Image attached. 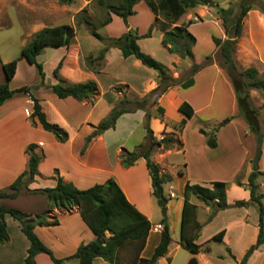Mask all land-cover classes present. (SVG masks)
Wrapping results in <instances>:
<instances>
[{
  "label": "crops",
  "instance_id": "crops-1",
  "mask_svg": "<svg viewBox=\"0 0 264 264\" xmlns=\"http://www.w3.org/2000/svg\"><path fill=\"white\" fill-rule=\"evenodd\" d=\"M0 1L2 2L3 0ZM237 1L238 0H209L212 5H218L225 8L235 5ZM260 3H264V0H256L254 2V7L245 15L242 24V31L236 43V49L234 52L235 57L239 60L243 68L254 67L257 69L258 73H262L264 71V13L258 8ZM133 8L135 11L137 9L151 11L144 0L137 2ZM192 14L194 16L201 17V20L196 22H201L203 25H209L210 28H212V31H209V35H214L215 37L221 39L226 38V34L216 12V8L211 5H200L192 10H189L179 18L175 25L187 23L188 16ZM114 16L115 15H112V20L114 19ZM131 16L127 19L128 26L123 27L121 25L117 34H111L112 37L119 36L126 32L128 27L135 29L136 31L141 28V32L138 33L140 35L146 32V26L140 27L133 21L134 17ZM205 17L209 18L207 22L203 20ZM113 21H115V19ZM193 23L195 22L193 21ZM189 29L190 26L187 27V30ZM154 33L157 34V38L161 43L162 33L156 28L152 30L151 36ZM150 37L140 38L138 40L139 45L142 47V40L149 39ZM76 41L75 36V43ZM76 44L77 46L74 47L71 46L72 44L67 47H57L61 49L62 52L53 57V61L54 64H56L55 67L59 61L62 62L58 70L60 78L67 80L68 82H84L87 80H94L98 85L97 74L106 72L110 69V66H112L114 62H118L122 68H128L129 71H123L124 73L121 72V74H118L114 83L109 86L110 90L112 86H115V84H126L127 87L134 91L137 90V86H140L141 89H138L140 90L139 94L143 95L156 86V72H153L150 70L151 68L144 66L134 56L124 58L120 50L115 47L109 48L106 52L104 65L101 71L94 72L88 69L83 60L84 53L82 52V48L78 42ZM76 47H78V49ZM162 47L166 49L163 45ZM45 48L37 56L38 62L39 58L44 55L43 53ZM166 51L170 55L168 56V61H165L164 63H166L167 67L171 70L173 77L177 78L181 73V71H176V65H181V67L187 70L189 69L192 62L190 59H182L178 55L170 53L167 49ZM216 52L217 48L214 46L210 55H213ZM73 60H76L77 69H70L69 67L66 68L67 65L65 62H72ZM4 62H6V60L0 59V83L6 81L2 70V63ZM125 64L127 65L124 66ZM22 67L23 64L19 59L15 75L8 81V86L10 89H17L21 86H29L32 88L29 89V92H16L13 96L6 99L0 106V190L8 187L13 180L24 169H26L29 158L26 148L30 143H35L37 144V147L34 151L41 153L42 159L38 165V174L35 176V180L28 184L29 189L53 187L56 184V180L54 178L55 169L65 181L71 182L80 189L88 188L96 183H103L109 178L115 179L127 199L151 222V229L140 253L141 257H150L151 255H144V251L148 247L149 243L152 242L150 250V253L152 254L155 246L158 244L161 230H154V226L160 223L162 216L158 218L155 223H152V201L153 199L155 200V198H153L152 195L151 178L146 166V161L143 157H140L129 167L122 166L119 161L120 152L123 149L130 151L137 144L143 142L145 133H142L141 137L136 136L130 140L122 139L118 134L119 125L126 119L139 118L143 125L145 112L143 110H136L134 112L123 113L117 119L114 128L108 129L98 135L88 144L84 151L81 152L85 142V137L89 134V132H69V139L67 141H57L52 133L43 129L36 117L31 120L29 113L32 111L33 106L29 104V100L31 99L30 96L40 100V104L46 113L47 119V110L49 108L54 115V122L67 129L70 125L72 127V124L77 127L90 120L89 116L91 111L98 106L102 99V92L100 91L99 86V95L97 100L93 103L88 100L78 101L72 97L58 98L51 91V89L47 87L48 85L57 82L58 79L56 77L53 82L47 83L43 81V86L40 85V78L29 85L25 81L19 82L17 80L19 71ZM66 72L67 74H65ZM210 73L213 77L209 85L211 93H215L216 84L218 83L217 81H219L224 91H227L229 95H231L234 88L227 71L223 66L217 64L214 60L211 64L207 65L194 75V84L191 87L196 86L201 77L206 74L209 75ZM87 76H90V79H84ZM182 88L183 87L179 85L173 86L157 99L158 105H161L164 108L165 121L173 124L179 122L182 118L186 119V123L182 131L179 133L177 132L178 137L182 141V148L165 149L161 152L156 151L151 155V159L159 165L161 172L169 174L171 180L173 179L174 173L170 171L173 163L167 161L169 157L173 155L180 156L182 154L183 160L186 161V163H184L186 171L184 172L182 169L179 170L182 172L181 176L183 178L181 198L175 201L169 199L167 203V223L169 231L172 224V217H175L180 223L183 205V187L186 181H189L190 183L208 185L212 181L222 180L220 177H211L210 175V172L212 171L210 168L212 167L210 166V156L214 152L215 148L221 145L224 140L227 143L229 139H227L226 136L234 139V143L237 142L238 139L239 142L242 143V140L245 137H247V139H252L246 122H243L240 119L231 120L226 123V125L221 126L217 131L218 136L216 147H209L207 144V136L201 133L199 128L202 127L203 130L207 131L206 126L204 125L205 123H209L208 121L210 119L205 117L202 118L198 115L199 112L210 107L213 97L211 100L209 98L203 101L201 105H195L197 104L195 103V98H190L188 96L189 89L186 91ZM40 89L45 91L42 95L39 93ZM47 91H51L53 96ZM112 92L114 95L111 102H109L108 111H110L113 105L116 104H114V102L119 98V94H117V92ZM59 100H70L77 106H87L88 109L85 116L77 123L69 122L71 119L69 118V115L56 105ZM165 101H169V103H171L177 110L178 116L176 121H170L166 118ZM183 101L188 102L193 108V115L191 117H185L180 111H178V106ZM233 103H235L234 99ZM151 112L154 114L155 109L154 111L151 110ZM196 118L200 124H192V121ZM98 122L99 121L95 120L91 123L96 125ZM233 126H235V128H231ZM150 127L157 139L161 138L163 133L173 131L172 127V130H169V125H165L164 121H161L155 116H152L150 119ZM254 152V146L245 149L236 166L234 168L230 167L229 170H227V172L229 171L230 173V177L228 179L229 184L226 190V199L229 207L216 212L213 218L209 221L206 217L211 211L210 206H207L199 199V203H195L196 219L202 226L196 240V243L201 245L200 250L197 253L192 254L196 257L197 264H225V262H227V258L233 259V264H238L245 251L256 241L258 233L257 207L254 204L242 207L233 206L236 200L249 199V190L244 186L237 185L235 183V178H237L241 170H243L240 180L243 184L247 182V176L252 170V166L251 164L249 165L246 163V159L251 160ZM199 153L204 158H202L200 161L201 163L196 166L199 171L201 169V176L199 174L198 178L197 175L195 176L194 173L191 172V167L192 163H195ZM181 160L182 158L180 157L179 162ZM257 166L260 172H264V138L262 140L261 156L258 160ZM179 171H177V173ZM178 175L180 176L179 173ZM259 184L261 190L262 185H264V180L259 182ZM261 191L263 192L264 190ZM166 193L169 195V198L176 197V194L170 189L169 191H166ZM170 193H173V196H170ZM25 198L36 199L37 201L36 203L28 205H15L16 208L30 213H39L46 208V202L42 194L29 193L24 188L20 190L19 195L16 198H0V205L11 207L8 205V201H17ZM53 212L57 213L58 224L52 226H35L34 232L38 238L51 249L56 258H66L74 254L80 244L88 243L95 238L94 233L83 221L77 208H74L71 212H63L55 208ZM5 221L8 232V240L4 243H0V264H23L24 258L27 254L29 241L21 232L20 225L17 220L11 218V216L7 214L5 216ZM173 222H175V220ZM207 231L209 232L206 233ZM220 231H223V234L219 242L225 245V253L218 252L215 249V245L210 244V240L213 235ZM247 232H250L248 236L246 235ZM170 235L172 237L171 232ZM177 238L178 239L174 241L175 248L181 247L179 234ZM206 245H208L207 250L204 249ZM165 255L169 256V260L171 262L172 259L170 258V251L167 250ZM162 257H160L156 263L160 262ZM35 264L55 263L46 253L41 252L35 256ZM62 264H79V262L76 259H70L64 261ZM93 264L109 263L101 257H96ZM246 264H264V243L253 251Z\"/></svg>",
  "mask_w": 264,
  "mask_h": 264
},
{
  "label": "trees",
  "instance_id": "trees-1",
  "mask_svg": "<svg viewBox=\"0 0 264 264\" xmlns=\"http://www.w3.org/2000/svg\"><path fill=\"white\" fill-rule=\"evenodd\" d=\"M61 5H70L74 0H56ZM140 0H97L98 4L106 9L105 17L99 24L94 25L90 17L86 14V9H80L76 15V25L85 23L91 26V34L104 42L103 46L96 54H86L83 57L85 66L99 72L103 66V60L109 48H118L124 58L134 56L144 66L154 69L157 72L156 86L141 96L132 98L125 95L113 105L109 113L103 117L92 131L85 137V142L81 152L88 144L104 131L114 128L117 119L127 112L143 110L145 112L143 127L146 131L144 141L137 144L132 150L123 149L119 154V161L122 166L129 167L134 162L143 157L151 178L152 195L160 208L162 218L160 224V240L155 246L150 257H141L140 253L145 245L146 238L151 229L150 220L141 213L126 197L118 183L113 178L107 179L103 183H96L88 188L80 189L71 182L65 181L57 170H54L56 184L53 187L29 189L28 184L35 180L38 174V165L42 159V154L35 152L37 144L30 143L26 152L29 155L27 167L24 169L8 186L7 191L0 190V198H16L21 189H26L29 193H40L44 196L46 208L39 213L25 212L13 207L0 205V243L8 240V232L5 216L9 214L17 220L21 232L29 241L27 254L23 264H35V256L38 253H46L55 264H62L66 260L76 259L79 264H93L96 257H101L109 264H123L119 260V252L128 244L133 246L132 264H155L157 260L164 256L171 242V235L167 223V203L169 195L166 193L165 184L171 180L169 174L161 172L159 165L151 159V155L158 150L182 148V141L177 132H181L186 119L182 118L179 122L171 124L173 131L166 132L157 139L150 127L152 116L169 123L164 119V108L158 105L157 99L169 88L179 85L183 88L189 87L194 83V75L201 69L211 64L214 60L213 55L206 56L205 60L197 64L193 59L192 48L195 44V37L187 30V26L193 21L175 25L179 18L200 5H211L216 8L221 25L225 31L226 38L213 37V42L219 52L223 67L232 82L236 101L238 104L239 115L243 116L251 131L257 134V147L255 156L252 159V170L247 176V182L243 184L240 179L235 178V183L244 186L249 190L248 200H236L233 206L242 207L254 204L258 210V233L256 241L245 251L238 264H246L249 256L264 243V191L260 190L258 177L263 172L258 170V160L261 156V144L264 132L260 131L257 112L249 106V91L251 89H264V78L258 76V71L254 67L238 69L233 54L236 43L242 31L243 19L247 12L254 7L256 0H238L235 5L220 7L212 5L209 0H144L155 15L153 24L147 32L139 35L132 28L116 37H103L97 33L98 27L109 24L112 15L122 18L128 26V17L134 14V5ZM259 10L264 13V3L259 4ZM156 28L162 33L161 44L173 54L180 58L190 59L191 66L187 71L186 77H173L169 68L144 52L138 40L141 37H150L152 30ZM75 26L62 23L54 26H44L31 36V38L20 49L19 58H23L29 64L35 65L38 69L41 81L44 85V71L37 56L45 47H67L75 37ZM19 58L2 63V70L6 81L0 83V106L3 102L13 96L16 92H29V86H21L17 89H10L8 81L15 75ZM61 61L53 70V75L58 79L57 82L48 85L51 91L58 98L72 97L78 101L88 100L93 103L99 92L98 85L94 80L84 82H68L59 77L58 70ZM116 92L125 93L126 84L113 86ZM33 100V109L30 118H37L44 130L54 135L57 141L64 142L69 139V132L63 126L47 119L46 113L40 104V100L30 96ZM155 108L152 114L151 109ZM185 117L193 115L191 105L183 101L178 106ZM224 123H219L212 133L203 130L199 131L207 136V144L210 147L216 146L214 132H217ZM182 174L181 171L178 172ZM228 183L224 181H212L208 185L190 183L186 181L183 187V205L180 218L179 239L180 244L191 253L195 254L200 250V244L196 243L201 230V224L196 219V204L190 201V196L194 195L201 202L210 206L208 220L210 221L219 210L229 207L226 199ZM77 208L81 218L94 233L95 238L88 243L78 246L74 254L66 258H56L51 249L45 245L35 234V226H52L58 224L55 208L63 212H71ZM223 231L213 235L212 239L221 240ZM208 249V245L204 247ZM185 264H197L195 256H191Z\"/></svg>",
  "mask_w": 264,
  "mask_h": 264
},
{
  "label": "rangeland",
  "instance_id": "rangeland-1",
  "mask_svg": "<svg viewBox=\"0 0 264 264\" xmlns=\"http://www.w3.org/2000/svg\"><path fill=\"white\" fill-rule=\"evenodd\" d=\"M82 8L86 9V14L90 17L94 25L99 24L100 21L106 15V9L103 6L99 5L97 0H74L73 3L70 5H61L56 0H3L0 3V59H4L6 60V62H8L12 59L19 58L20 49L31 38L33 33H35L44 26H54L62 23H67L75 26V32H76L75 36L77 40L76 43L77 42L79 43L84 55L89 53L96 54L103 46L104 42L95 38L91 34L90 32L91 26L85 23L76 25L75 15ZM150 12L151 11L148 10L145 11V10L137 9L134 12V14H132L131 16L134 17L133 21L137 23L140 27L146 26L145 27L146 32L148 31V29L150 28V26L152 25L155 19V15L152 12L151 13ZM194 17H196V19H194ZM113 18L115 19V21H113L114 20L113 19L108 25L103 27H98L96 29L97 33H99L103 37H112L111 34L112 33L117 34L121 25L123 27L126 26L121 17L115 15ZM208 19L209 18L205 17L203 20L207 22ZM188 20L195 22L192 23L191 25L190 24L188 25L190 26V29L188 31L192 33V35L196 39L195 44L192 48L193 59L197 64H200L205 60L206 56L211 54V51L215 46L213 42V37L215 36L209 35L210 33L209 31H212V28H210L209 25H203V23L201 22H196V21H200L201 17L194 16L192 14L188 16ZM133 31L140 33L141 28H139L138 31L133 29ZM76 43L74 37L73 41L71 42L72 45L71 44L70 45L74 47L77 46ZM76 48L78 49V47ZM141 49L144 52L150 54L158 61H160L161 63H163L164 65H166V63L164 62L168 61V56L170 54L166 51V49L162 47L160 41L157 38L156 33L152 34V36L149 39L142 40ZM61 52L62 50L59 48L46 47L43 53L44 55H42L39 58V62L41 63L45 74L44 81L47 83L54 81L55 76L53 75V70L56 64H54L53 57L57 56ZM213 56H214V61L217 64L221 66L224 65L218 51L215 54H213ZM19 59L22 62L23 67L19 71L17 80L19 82L25 81L27 84L31 85V83H34L40 78L38 69L35 65L27 63L24 59L22 58ZM233 59L238 69L243 68L234 54H233ZM65 64L67 65L66 68L69 67L70 69L71 68L77 69L76 60H73L72 62H65ZM103 65H104V60H103ZM126 65L127 64H125L124 66ZM175 69L176 71H181V73L179 74L180 77L183 78L186 77L188 71L187 69L181 67V65L179 66L176 65ZM150 70L156 72L154 69H150ZM107 71L104 73L97 74L98 86L100 91L102 92V97H101L102 99L99 102L98 106L91 111L89 116L90 120L84 122L83 124H81V126L75 127V125L73 124L72 127L71 125L68 126L69 127L67 128L68 132L90 133L93 129V126L95 125L91 122L95 120L100 121L103 117H105L109 113L108 111L109 102H111V99H113L114 93L112 91H115L113 86L111 87L112 91L109 89V86L114 83L118 74H121V72L123 71L128 72L129 70L128 68L127 69L122 68V66L118 62H114L113 65L110 66V69ZM65 74H67V72ZM258 76L264 78V71L262 73H258ZM212 78L213 77L211 73L209 75L206 74L203 77H201V79L199 80L196 86L191 87L194 84L193 83L189 87L182 88L186 91L187 89H189L188 96L190 98H195L194 99L196 101L195 103H197L195 105H201L203 101L209 98L211 100L213 97L212 104L210 105V107H208V109L204 111L199 112L198 115L199 117L201 116L202 118L205 117L210 119L208 121L209 123H205L204 125L206 126V130H207L206 132L212 133L214 128L217 125H219V123L221 122L224 123V125H226V123H228L231 120H238V119L242 120L243 122H246L243 116L239 115L238 104L235 99L234 91L231 93V95H229L227 91H224L219 81H217L218 83L216 84V91L214 94L211 93L209 85L212 81ZM84 79H90V76H87ZM116 85L118 84H115V86ZM31 88L32 87H30V89ZM138 89H141L140 86H137V90L135 91L127 87L125 89V93L122 94L117 92V94H119V98L117 99V101L114 102V104L117 103L119 99H121L124 95L129 98H132L134 96H141L142 94H139L140 90ZM43 92L45 91L43 89H40L39 93H41V95ZM47 92H49L50 95L53 96L51 91H47ZM98 95L99 92L97 94V97ZM97 97L94 100V102L97 100ZM233 99L235 103H233ZM164 103L166 108V118L170 121H176L178 116L177 110L174 108V106L171 103H169V101H165ZM56 105L69 115V118H71L69 122H74V123H77L82 117H84L88 109L87 106L84 105L77 106L74 102L70 100H59ZM249 106L256 110L260 131H264V89H251L249 91ZM154 109L155 108H152L151 110L154 111ZM47 111H48V119L54 122V118H53L54 115L52 111L49 108ZM196 123L200 124L197 118L192 121V124H196ZM168 125H169V130H172L171 123H169ZM231 128H235V126ZM248 130L250 131L249 133L251 134L252 139L251 138L247 139V137H245L243 138L242 143L239 142V139L237 140V142L234 143L233 142L234 139H231L229 136H226L227 139H229L227 143L224 140L222 141L221 145L215 148L214 152L210 156V164H211L210 166H212L210 167L212 169V171L210 172L211 177L212 176L220 177L222 179L220 181H224L229 184L228 179L230 177L229 176L230 173L229 171L227 172V170H229L230 167L234 168L236 166L245 149L254 146L256 151L257 134L256 132L251 131L249 127ZM142 133L146 134V131L139 118L126 119L119 125L118 134L119 137L122 139L130 140L136 136L141 137ZM214 134L217 143L218 132H214ZM171 149H177V148L173 147ZM158 151L161 152L163 150H158ZM254 156H255V152L253 157ZM180 157L182 158V160L179 162ZM202 158L204 157L201 156L199 153L195 163H192L191 172L194 173L195 176L197 175V177L199 176V174L201 176V169L199 171L196 166L197 164L201 163L200 161ZM252 159L251 160L246 159V163L249 165L251 164L252 166ZM167 161L173 163V166L170 168V171L173 172L174 175H173V179L165 184V190L169 191L170 189L176 194V197L170 198L171 200L175 201L181 198V189L183 183V178L181 174L180 176L178 175L177 171H179L180 169H182V171L184 172L186 171V167L184 166V163H186V161L183 160L182 154L180 156L179 155L170 156ZM242 171L243 170H241L240 174L237 176L238 179H240ZM263 180H264V174L258 177V182H262ZM7 190L8 187L3 188V190L1 191H7ZM261 190H264V185H262ZM36 201H37L36 199L25 198L17 201H8V205H10L13 208H16L15 205H20V204L28 205L31 203H36ZM190 201L196 204L199 203V200L194 195L190 196ZM152 202H153L152 223H155L158 220V218L162 216V214L160 213V209L156 201L153 199ZM208 215L206 217L207 220H208ZM174 220L175 222H173ZM179 230H180V223L176 220L175 217H172V224L170 226V232L172 234L171 237L172 242L170 243L168 248V251H170V258L172 259V261L170 262L169 256L165 255L164 257L161 258L160 262L155 264H185L189 259V257L193 256L192 255L193 253H191L183 246L179 248L174 247L175 246L174 241L178 239L177 237L179 234ZM208 232L209 231H207L206 233ZM249 233L250 232H247L246 235L248 236ZM210 244L215 245V249L218 252L225 253V245L219 242V240L211 239ZM151 246H152V242H150L148 247L145 249L144 255H151L150 253ZM132 258H133V246L132 244H128L119 252V260L123 264H132ZM233 262H234L233 259L227 258V262H225V264H233Z\"/></svg>",
  "mask_w": 264,
  "mask_h": 264
},
{
  "label": "built area",
  "instance_id": "built-area-1",
  "mask_svg": "<svg viewBox=\"0 0 264 264\" xmlns=\"http://www.w3.org/2000/svg\"><path fill=\"white\" fill-rule=\"evenodd\" d=\"M194 19H196V17H194ZM29 104H31L32 106H33V100L32 99H30L29 100ZM28 111V110H27ZM31 113V112H30ZM29 113V114H30ZM170 196H173V193H170ZM154 230H162V225L160 224V223H158V224H156L155 226H154Z\"/></svg>",
  "mask_w": 264,
  "mask_h": 264
}]
</instances>
